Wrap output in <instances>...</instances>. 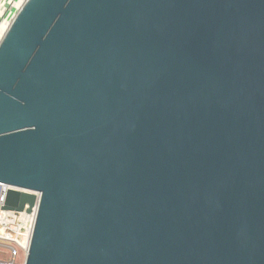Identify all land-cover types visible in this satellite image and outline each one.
Returning <instances> with one entry per match:
<instances>
[{"label":"water","instance_id":"water-1","mask_svg":"<svg viewBox=\"0 0 264 264\" xmlns=\"http://www.w3.org/2000/svg\"><path fill=\"white\" fill-rule=\"evenodd\" d=\"M0 182L24 264H264V0H26Z\"/></svg>","mask_w":264,"mask_h":264},{"label":"built area","instance_id":"built-area-1","mask_svg":"<svg viewBox=\"0 0 264 264\" xmlns=\"http://www.w3.org/2000/svg\"><path fill=\"white\" fill-rule=\"evenodd\" d=\"M25 1L0 0V42ZM10 188L19 189L0 182V240L6 242H0V249L6 254L5 259L0 258V264H16L18 247L27 253L39 199L38 192L27 190L36 196L35 204L30 212L5 210L2 206L6 192Z\"/></svg>","mask_w":264,"mask_h":264},{"label":"rangeland","instance_id":"rangeland-1","mask_svg":"<svg viewBox=\"0 0 264 264\" xmlns=\"http://www.w3.org/2000/svg\"><path fill=\"white\" fill-rule=\"evenodd\" d=\"M0 242L6 243L5 241H1V240ZM13 246L16 247L15 244H13ZM17 249H18V255H17L16 264H24L26 253L25 251H22L21 249H19V247ZM5 257H6V254L0 249V258L5 259Z\"/></svg>","mask_w":264,"mask_h":264}]
</instances>
